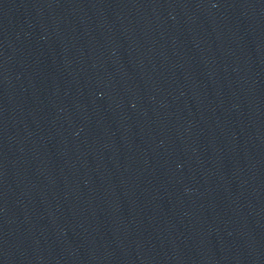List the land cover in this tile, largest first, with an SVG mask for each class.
Returning a JSON list of instances; mask_svg holds the SVG:
<instances>
[{"label":"water","instance_id":"95a60500","mask_svg":"<svg viewBox=\"0 0 264 264\" xmlns=\"http://www.w3.org/2000/svg\"><path fill=\"white\" fill-rule=\"evenodd\" d=\"M0 264H264V0H0Z\"/></svg>","mask_w":264,"mask_h":264}]
</instances>
